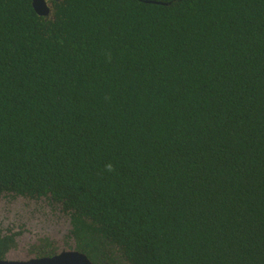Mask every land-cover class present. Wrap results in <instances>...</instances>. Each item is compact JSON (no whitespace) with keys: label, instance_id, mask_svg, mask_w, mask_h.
I'll return each instance as SVG.
<instances>
[{"label":"trees","instance_id":"16d2710c","mask_svg":"<svg viewBox=\"0 0 264 264\" xmlns=\"http://www.w3.org/2000/svg\"><path fill=\"white\" fill-rule=\"evenodd\" d=\"M6 197L92 264H264V0H0Z\"/></svg>","mask_w":264,"mask_h":264},{"label":"flooded vegetation","instance_id":"af4514ba","mask_svg":"<svg viewBox=\"0 0 264 264\" xmlns=\"http://www.w3.org/2000/svg\"><path fill=\"white\" fill-rule=\"evenodd\" d=\"M46 2L51 7L52 3L55 1L46 0ZM20 198L22 199L23 197H17V199ZM6 199L11 198H0V219L3 220V227L0 228V236L7 237L10 243L4 258L7 255H13L14 258H16L18 254L19 256L24 255L30 258H41L40 256L45 253H56L60 249H64L69 243L73 244L69 238L70 225L68 219L64 226L61 225L62 227L60 229L53 228L55 233H57L55 234L51 230L47 231L45 228L46 226L41 223L42 220L37 218L32 219L31 214H28L27 218L22 219L20 212H16L12 206L5 203ZM30 201L38 202L40 200ZM1 210L3 212H1ZM37 215V213L34 214L35 217H37Z\"/></svg>","mask_w":264,"mask_h":264},{"label":"water","instance_id":"95a60500","mask_svg":"<svg viewBox=\"0 0 264 264\" xmlns=\"http://www.w3.org/2000/svg\"><path fill=\"white\" fill-rule=\"evenodd\" d=\"M59 1V0H52ZM32 9L38 16L47 17L50 14L51 7L46 0H30ZM145 3H153L159 5H167L157 1H144ZM0 264H92L85 254L77 251L75 245L72 249H64L57 251L53 256L49 257H27L18 256L14 258L13 255H7L4 259H0Z\"/></svg>","mask_w":264,"mask_h":264},{"label":"rangeland","instance_id":"374dc122","mask_svg":"<svg viewBox=\"0 0 264 264\" xmlns=\"http://www.w3.org/2000/svg\"><path fill=\"white\" fill-rule=\"evenodd\" d=\"M8 198V197H6ZM11 199H6L5 203L12 206V208L16 212H20V216L22 219H25L28 217V214L32 215L33 218H37L39 220H42L41 223H43L45 228L48 230H51L55 233L54 229H60L62 226L65 225L67 222V218H65L63 215L58 213L57 211L53 210L48 203H46L44 200H40L38 202L36 201H30L24 198L17 199V197H9ZM5 199V198H3ZM1 212H3L1 210ZM38 214L37 217L34 216V214ZM49 218V219H48ZM52 222V223H50ZM3 227V220L0 219V228ZM54 228V229H53ZM57 234V233H55ZM59 237V236H58ZM71 243H69L64 249H72ZM62 249V250H64ZM61 250V249H60ZM16 253V252H15ZM18 254V253H16ZM19 256V254H18ZM24 256V255H22Z\"/></svg>","mask_w":264,"mask_h":264}]
</instances>
